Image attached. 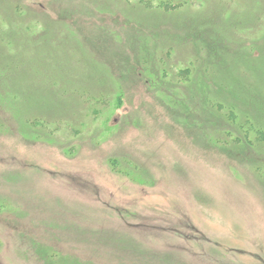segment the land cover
Here are the masks:
<instances>
[{
    "label": "rangeland",
    "instance_id": "obj_1",
    "mask_svg": "<svg viewBox=\"0 0 264 264\" xmlns=\"http://www.w3.org/2000/svg\"><path fill=\"white\" fill-rule=\"evenodd\" d=\"M0 264H264V0H0Z\"/></svg>",
    "mask_w": 264,
    "mask_h": 264
},
{
    "label": "trees",
    "instance_id": "obj_2",
    "mask_svg": "<svg viewBox=\"0 0 264 264\" xmlns=\"http://www.w3.org/2000/svg\"><path fill=\"white\" fill-rule=\"evenodd\" d=\"M261 138H262V136H261Z\"/></svg>",
    "mask_w": 264,
    "mask_h": 264
}]
</instances>
